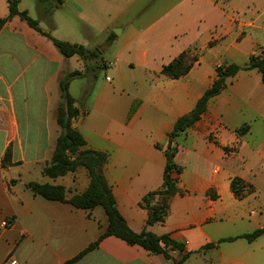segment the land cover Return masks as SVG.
Returning a JSON list of instances; mask_svg holds the SVG:
<instances>
[{
	"label": "crops",
	"instance_id": "1",
	"mask_svg": "<svg viewBox=\"0 0 264 264\" xmlns=\"http://www.w3.org/2000/svg\"><path fill=\"white\" fill-rule=\"evenodd\" d=\"M61 1L48 17V5L19 0V11L37 21L40 32L20 16L10 17L8 0H0V264H66L108 226L101 206L79 209L26 186L61 185L69 199L90 184L85 168L57 179L43 174L62 131L60 82L72 72L86 74L85 61L64 56L45 33L103 53L106 68L96 81L78 76L69 83L81 109L72 127L84 137L83 150L108 156L105 177L130 229L185 242L191 256L183 264H264V235L252 242L243 237L264 227V83L257 69L229 79L201 120L174 138L182 172L175 174L179 191L165 222L148 225L142 206L163 186L176 122L212 86L217 67L242 66L264 52V0H165L159 18L141 22L129 18L139 14V0ZM186 51L198 57L187 75L162 74ZM8 150L12 163L4 167ZM235 178L253 192L236 197ZM6 220L9 228L2 226ZM230 238L235 240L219 243ZM74 264L175 262L109 236Z\"/></svg>",
	"mask_w": 264,
	"mask_h": 264
},
{
	"label": "trees",
	"instance_id": "2",
	"mask_svg": "<svg viewBox=\"0 0 264 264\" xmlns=\"http://www.w3.org/2000/svg\"><path fill=\"white\" fill-rule=\"evenodd\" d=\"M8 2L10 5V17L20 16L31 27L42 32L37 21L33 20L27 12L19 11V0H8ZM37 2L38 7H42L45 4L49 6L46 15L49 17L54 7H56V3L61 4L62 1L37 0ZM48 20L50 27L54 28L51 18H48ZM4 21L0 22V27ZM45 35L53 40L56 47L64 56L72 57L79 55L86 63V74L82 75L78 72H72L65 75L60 82L61 101L57 109V122L62 131L57 140L51 162L45 167L43 174L49 178L57 179L70 173H75L80 168H85L89 173L90 184L85 192L69 199L67 198L66 188L61 185L30 182L26 186L35 195L47 200L69 202L79 209L92 210L97 206H101L108 217L107 229L99 240L66 264L78 262L86 254L98 248L100 242L109 236L118 237L129 245H138L152 254H161L167 259L173 260L175 264H183L191 256V253H186L185 242L175 240L170 234L158 236L149 231L136 233L130 229L116 205L114 195L105 177L104 167L108 156L105 153L94 150H83L82 148L85 146L84 137L81 132L72 127V121L81 114V109L75 107V100L68 92L69 83L73 78L78 76H90L93 81H96L99 72L106 68L102 51L99 49L89 50L82 45L57 40L49 33H45ZM111 41L112 39L109 40V42ZM197 61L198 57L196 55H193L190 51H186L165 65L162 69V74L171 79H179L187 75ZM253 69H257L261 73L262 82L264 83V52L252 54L244 66L238 64L220 65L216 69L217 79L206 90L193 111L178 119L170 134L169 146L165 151L167 163L164 170L163 186L159 190L146 195L142 202V206L149 212L148 225L165 222L169 214L170 200L179 191L177 186L178 178L175 177V174H181L182 168L177 166L174 160L177 152V148L173 147L174 138L201 120L207 111L209 101L222 93L227 87L229 79L235 77L242 70ZM247 131L248 126H245L239 130V133L241 135ZM11 159V150H8L2 162L3 166L10 165L12 163ZM231 188L238 198H243L253 192V187L246 184L240 178H235L232 181ZM262 235H264V227L245 234L243 237L252 242ZM233 240L235 239H223L219 243ZM212 246L214 245L206 247ZM174 253H177V257Z\"/></svg>",
	"mask_w": 264,
	"mask_h": 264
},
{
	"label": "rangeland",
	"instance_id": "3",
	"mask_svg": "<svg viewBox=\"0 0 264 264\" xmlns=\"http://www.w3.org/2000/svg\"><path fill=\"white\" fill-rule=\"evenodd\" d=\"M166 5L167 1L165 0H139V2L137 3V11H139V14L136 15V13L133 12V14H131L129 18H136L138 22H141L143 20L150 21L152 19L159 18L164 13ZM113 32L116 33V30H113ZM256 134V137L254 136L253 139L257 142L259 138L258 130L256 131Z\"/></svg>",
	"mask_w": 264,
	"mask_h": 264
},
{
	"label": "built area",
	"instance_id": "4",
	"mask_svg": "<svg viewBox=\"0 0 264 264\" xmlns=\"http://www.w3.org/2000/svg\"><path fill=\"white\" fill-rule=\"evenodd\" d=\"M2 226L4 227V228H9L10 226H11V222L10 221H4L3 223H2ZM13 263V262H12ZM13 264H15V263H13Z\"/></svg>",
	"mask_w": 264,
	"mask_h": 264
},
{
	"label": "water",
	"instance_id": "5",
	"mask_svg": "<svg viewBox=\"0 0 264 264\" xmlns=\"http://www.w3.org/2000/svg\"><path fill=\"white\" fill-rule=\"evenodd\" d=\"M118 34V32H116Z\"/></svg>",
	"mask_w": 264,
	"mask_h": 264
}]
</instances>
